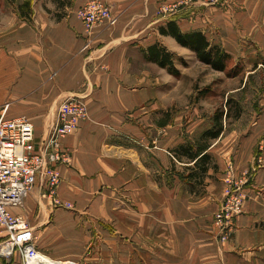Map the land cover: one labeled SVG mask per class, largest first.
<instances>
[{
	"label": "crops",
	"instance_id": "0c3cea01",
	"mask_svg": "<svg viewBox=\"0 0 264 264\" xmlns=\"http://www.w3.org/2000/svg\"><path fill=\"white\" fill-rule=\"evenodd\" d=\"M25 1L0 0V107L7 117L26 115L37 144L65 99L82 97L88 110L61 140L70 160L60 164L54 191L39 177L23 205L10 208L33 228L38 251L78 264H264V98L236 153H214L221 135L206 151L211 163L203 171L197 158L175 150L187 141L182 120L188 138L210 122L195 106L172 122L164 115L178 106L181 78H192L189 64L199 59L160 30L173 21L184 33H203L232 56L230 64L257 63L264 0L196 3L171 16L160 15L159 6L177 0H103L117 21L91 31L76 13L88 0H28V16L19 8ZM155 44L171 53L180 74L148 57ZM246 173L247 199L230 239L221 241L214 215L226 180ZM0 264L23 260L15 254Z\"/></svg>",
	"mask_w": 264,
	"mask_h": 264
},
{
	"label": "built area",
	"instance_id": "2783aa9c",
	"mask_svg": "<svg viewBox=\"0 0 264 264\" xmlns=\"http://www.w3.org/2000/svg\"><path fill=\"white\" fill-rule=\"evenodd\" d=\"M196 3L221 5L224 0L163 2L158 13L171 16ZM76 13L88 31L105 21L111 25L117 21L111 7L103 0H88ZM87 117V105L82 97H68L59 107L50 134L37 144L35 128L29 118L26 115L7 117L0 107V257L11 259L18 254L23 264H31V259L38 258L33 228L23 216L13 215L10 208L23 205L39 177L54 191L61 181L60 164L70 160V151L62 146L61 140L74 132L79 122ZM248 180L246 173L241 180L231 177L228 182L222 204L214 215L221 241L229 240L233 234L234 220L242 212L247 199L243 186Z\"/></svg>",
	"mask_w": 264,
	"mask_h": 264
},
{
	"label": "rangeland",
	"instance_id": "374dc122",
	"mask_svg": "<svg viewBox=\"0 0 264 264\" xmlns=\"http://www.w3.org/2000/svg\"><path fill=\"white\" fill-rule=\"evenodd\" d=\"M263 57L264 56H262V61L257 63L233 61L226 71L215 70L211 66H207L206 64L199 62V60L195 63H190V73L192 78H181L180 93L179 95L177 94V98L175 97V103H177L178 106L174 107L172 110L169 109V112H165V119L169 118L171 119L169 120L170 122L174 121L177 111L184 113L186 117L189 113L188 109H192V107L195 106L198 111V117L199 115L205 117L206 123L209 124L210 122L211 128L215 123V114L217 112H222L224 113V116L222 117V123L224 126L222 133L224 142L222 143L224 144H217L218 146L216 145L217 147H215L218 149V152H216V150L214 153H236V141L239 139L238 136L242 137L243 132L247 133L250 131V126H248L251 124L250 120L253 118L255 113H259V108L261 107L260 103L264 98ZM189 65L186 63L185 66ZM255 68L259 69L247 75L244 73V76L240 73L244 69L252 70ZM238 73L240 74L238 75ZM228 112L229 117H226L225 114ZM153 116L154 118L157 117L155 113ZM187 122L188 120L185 118L181 121V125L179 126L180 131L183 136L185 135L186 140H198L200 137V129L208 126L198 128L197 131L194 132L195 134L193 137L188 138ZM217 140L218 139L209 140L208 144L212 146ZM199 142L204 143L205 141L202 140ZM220 146L224 148L222 151H219ZM209 163L211 162L209 161ZM231 177L226 180V186L223 193L224 196ZM92 242L93 238L90 239V244H92ZM72 262L78 264L75 261ZM89 264H92V262Z\"/></svg>",
	"mask_w": 264,
	"mask_h": 264
},
{
	"label": "trees",
	"instance_id": "16d2710c",
	"mask_svg": "<svg viewBox=\"0 0 264 264\" xmlns=\"http://www.w3.org/2000/svg\"><path fill=\"white\" fill-rule=\"evenodd\" d=\"M29 7L30 1L27 0L19 8L22 14L28 16V11L30 10ZM25 10H27V12H24ZM160 30L164 34L174 36L180 44L194 50L198 59L203 63L210 65L218 71L228 70L232 56L221 47L211 45L203 33H184L173 21L168 23L167 28L162 27ZM147 55L150 59L158 62L161 66L168 67L171 73L175 75L180 74L179 70L175 67L174 62L172 61L171 53H169L165 47L159 44L152 45L147 49ZM225 115L226 117H229V112ZM223 116L224 113L217 112L214 117L215 123L211 128L205 130L198 140H187L185 143H182L176 148L175 152L184 153L193 159L197 158L196 165H199L203 171H205V169L207 170L206 166L211 160V156L207 154L208 152H206L210 147L208 141L218 139L222 135L224 130L222 123ZM202 140L205 142L200 143L199 141ZM201 153L205 154L200 156Z\"/></svg>",
	"mask_w": 264,
	"mask_h": 264
},
{
	"label": "bare ground",
	"instance_id": "6f19581e",
	"mask_svg": "<svg viewBox=\"0 0 264 264\" xmlns=\"http://www.w3.org/2000/svg\"><path fill=\"white\" fill-rule=\"evenodd\" d=\"M38 255H39L38 258H34V259L30 260L31 264H37L39 261H40L39 262L40 264H76V263L69 261V260H56V259L50 258V257L42 254L40 251H39Z\"/></svg>",
	"mask_w": 264,
	"mask_h": 264
}]
</instances>
